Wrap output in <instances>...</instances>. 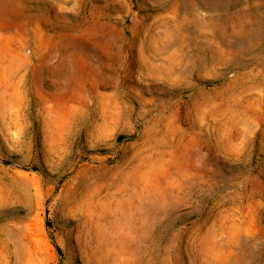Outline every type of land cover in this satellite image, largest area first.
Wrapping results in <instances>:
<instances>
[{
    "label": "rangeland",
    "instance_id": "1",
    "mask_svg": "<svg viewBox=\"0 0 264 264\" xmlns=\"http://www.w3.org/2000/svg\"><path fill=\"white\" fill-rule=\"evenodd\" d=\"M0 264H264V0H0Z\"/></svg>",
    "mask_w": 264,
    "mask_h": 264
}]
</instances>
